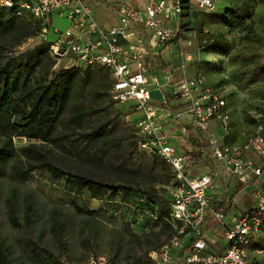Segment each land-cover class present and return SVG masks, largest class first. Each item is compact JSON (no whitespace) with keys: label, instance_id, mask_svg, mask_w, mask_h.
Returning <instances> with one entry per match:
<instances>
[{"label":"rangeland","instance_id":"rangeland-1","mask_svg":"<svg viewBox=\"0 0 264 264\" xmlns=\"http://www.w3.org/2000/svg\"><path fill=\"white\" fill-rule=\"evenodd\" d=\"M231 8L239 9L244 17L250 14L243 11L241 0ZM219 12L222 11L217 15ZM251 13L260 40L247 41V35L230 32L215 24L211 16L194 9L189 20L183 18L185 23L191 21L197 32L194 46L172 45L164 55L172 59L181 48L189 51L194 62L188 69L180 67L175 83L203 73L207 78L212 76L216 85H227L228 94H232L230 106L245 120L247 128L258 123L264 100V79L249 74L264 64V59H260L264 58V4ZM96 14L105 26L113 22L104 21L98 9ZM181 23L172 21L166 25L173 28ZM69 27L68 21L54 17L52 28L65 32ZM200 28L228 42L233 48L231 54L207 52ZM49 38L56 37L51 32ZM18 40L14 32L0 33L3 51L0 62L14 57L25 61L39 43L35 38L18 45ZM177 59V66L185 63L181 56ZM46 63L40 80H53L60 70L70 69L67 60L51 59ZM71 74H76V83L52 141L12 138L16 157L0 175V248L8 264H78L90 255L109 256L112 264H153L151 252L160 250L170 240L169 234H160L163 226L170 224L168 217L160 215L169 201L165 189L171 182L169 168L159 157L139 149L135 129L138 116L130 105L113 100V78L109 71L73 69ZM155 104L161 106L156 101ZM76 108L83 114L80 126L71 121ZM99 127H105L104 138L96 142L83 138V134ZM8 142L9 135L0 132V147ZM28 146H33L37 154L25 155L22 148ZM43 163L63 170L68 176L55 179L48 170L37 169L22 180L16 172L17 168L27 170L30 165ZM77 175L114 185L117 191H107L94 199L88 189L79 187L71 177ZM141 195L147 198L145 204L139 205ZM263 255H250L247 264H264Z\"/></svg>","mask_w":264,"mask_h":264},{"label":"built area","instance_id":"built-area-1","mask_svg":"<svg viewBox=\"0 0 264 264\" xmlns=\"http://www.w3.org/2000/svg\"><path fill=\"white\" fill-rule=\"evenodd\" d=\"M108 1L0 0V8L15 10L18 16L29 14L33 26L39 28L36 38L46 43L54 60H67L70 69L109 71L113 78V100L130 105L131 111L138 116L135 129L139 149L159 157L170 168L172 182L165 187L171 209L167 221L177 234L160 250L151 252L153 264H173V253L184 249L185 239H190L191 244L190 251L184 254L183 264H246L247 248L264 230V188H254L255 207L245 211L225 230V251H208L204 231L207 216L211 215L223 226L227 220L223 211L212 208V196L218 192L214 176L219 172L196 173L174 142L188 136L189 126L199 129L207 135L203 151L209 150L213 161L222 164L239 184L248 187L255 183L254 178L264 177V168L249 156L253 153L264 163V113L259 116L261 120L255 133H242L245 140L242 145L230 143L232 129L227 87L208 85L204 74L185 78L177 86H172V72L150 80L146 61L156 51L162 52L172 44L194 46L196 31L166 25L172 21L182 22L184 2L192 10L215 16L224 4H234L238 0H141L142 6L122 0L116 8L117 23L106 27L99 21L96 10ZM55 16L70 23L65 32L52 28ZM51 32L56 37L54 40L49 38ZM203 33L209 34L208 31ZM179 56L185 60L182 69L193 61V55L182 48ZM161 80L164 84H159ZM165 87H173L171 98H164L162 107H158L154 104L153 90ZM170 124L177 125V130L168 132ZM112 263L109 256L90 255L78 264Z\"/></svg>","mask_w":264,"mask_h":264},{"label":"trees","instance_id":"trees-1","mask_svg":"<svg viewBox=\"0 0 264 264\" xmlns=\"http://www.w3.org/2000/svg\"><path fill=\"white\" fill-rule=\"evenodd\" d=\"M241 2L243 11L250 12L247 17L242 16L239 9L234 8H226L220 15L208 16H211L215 24L224 27L230 32H239L247 35V41L252 39L260 40L251 22V12L259 4H264V0H241ZM184 3L186 5L184 6L183 18L189 20V16L193 10L187 2ZM180 27L184 30L196 31L192 28L191 21L185 23L182 20ZM38 30V26H33L29 14L24 13L22 16H18L15 10L0 8V33L14 32L19 38L18 45L27 40L35 39ZM200 31L203 35L201 37L202 42L206 41L205 50L207 52L221 56H229L231 54L233 48L228 42L220 41L214 36L204 34L201 28ZM2 53L3 51L0 50V55ZM51 59L56 62L49 54L46 43L39 40V43L29 52V57L25 61L14 57L5 63L0 62V132L9 135V142L0 147V175L5 165L16 157V148L12 142L14 136L42 142H50L55 137L57 125L65 112V105L76 83L77 76L76 74H71L73 69H63L55 75L53 80H45L47 78L40 80L41 73L47 67L46 61ZM260 59H264L263 56H260ZM166 65V62H163L162 66ZM50 68L51 66L48 70ZM48 70L46 71V75H49ZM74 70L93 71L83 68ZM249 74L259 80L264 79V64L256 69H252L249 71ZM75 111L71 121L74 125L80 126L83 114L77 108ZM262 113H264V110ZM82 136L89 142L99 141L106 136L105 127H99L95 131L83 134ZM191 142L195 149L203 145L200 139H196L193 135L191 136ZM22 151L25 155L37 154L33 146L22 148ZM185 156L193 161L201 160L203 152L201 150H185ZM37 169L48 170L53 174L55 179L68 176L63 170L48 163H43L41 166L30 165L27 170L17 168L16 172L22 180H27L28 175ZM169 172L171 173L170 168ZM71 177L79 187L88 189L94 199L101 198L107 191H117L114 185L103 181L94 180L86 176L77 175ZM146 198L147 195H141L139 205L145 204ZM168 200V205L164 206L160 211L161 218H169L170 216L169 197ZM216 208L224 210L225 213L227 211L223 206H216ZM160 234H169L168 238L172 239L176 236L177 232L172 224H165ZM0 264H8V259L1 248Z\"/></svg>","mask_w":264,"mask_h":264},{"label":"crops","instance_id":"crops-1","mask_svg":"<svg viewBox=\"0 0 264 264\" xmlns=\"http://www.w3.org/2000/svg\"><path fill=\"white\" fill-rule=\"evenodd\" d=\"M121 1L122 0H109L106 4L103 5L101 9H99V11L101 12V15L103 16L104 21L105 20L107 21L109 19H112L113 21L111 25L106 26V27L113 26L117 23L118 18H117L116 8L118 6V3ZM124 1L133 3L135 5H139V6L143 5L141 0H124ZM232 6L233 4H230V5L224 4L222 7H220V9L223 11L224 9L231 8ZM172 45H176V44H172ZM172 45H169V47ZM169 47L163 50L162 52H158L159 50L156 51L153 57H148L146 59L149 65V68H150V80L157 79V77L160 78L166 72H172L173 73L172 86H177L179 82L185 78L191 79L198 74H203V73H198L191 77L190 76L184 77L179 82L175 83V76L181 71V68H180L181 65L177 66V62H178L177 58H180V56H179V53L176 52V54L174 53L175 54L174 58L172 59L166 58L164 55L169 50ZM202 55L203 57H205L204 53ZM163 62H166L167 68L166 66L165 67L162 66ZM193 62L188 63L185 69H188ZM189 75H191V73ZM211 77L212 76H209V78L206 77L207 84L212 87H221V85L219 86L216 85L214 82L215 80H213V78ZM161 83L164 84L162 80L159 82V84ZM222 86L227 87V85H222ZM154 87L155 85H153V88ZM172 88L165 87L162 90L152 89L154 104L156 101L158 104L161 105V106L159 105L157 106L162 107V102L164 98H168V99L171 98ZM230 91H233V88H231ZM230 95L232 94L230 93ZM230 112H231L232 136L229 142L242 145L245 142L244 138L242 137V133L245 131L249 133H255L257 124H253L252 126H249V128H247L246 126L248 124H245V120L241 119L238 113L236 112V110H233L231 106H230ZM257 121H259V117ZM168 126H169L167 129L168 132H171L172 130H177V125L175 124H170ZM216 133L219 135L220 131H217ZM192 135L196 139L198 140L200 139L201 143L203 144L201 145L200 148L195 149L194 146L192 145V142H191ZM174 143L180 146V149L184 155H185V150H190V151L192 150L200 151L201 150V152H203V156L201 160L193 161L187 158L190 164H192L193 167L195 168L196 173H205L207 171H214V170H218L219 172L218 175L214 176V181L218 186V192L214 193L212 196V208L215 210H220L224 212V210L216 208V206L218 207L223 206V208L227 210L226 213L224 212L227 215V220L225 222V226H223L219 224L217 221H215V219L211 215H209L207 216L206 221H205L204 231H205V235L208 241V251L215 252V253H223L226 247V240L224 237L225 230L229 226H231L245 211L251 210L255 207L254 188L256 186H261L264 188V177L261 178L260 180L257 178H254L255 183H253L251 186H248V187H244L241 184H239L236 177L226 172L222 164H218L217 162L211 159L209 155V150L203 151V149L207 145V135L193 126H189L188 136L183 137L181 141H176ZM249 156L250 158L254 160L256 165L264 168V163L261 160H259L253 153H250ZM190 244H191L190 239H185L184 249L174 251L173 264H183L184 254L187 251H190V248H188ZM252 254L253 255L255 254L256 257H258L257 255L264 254V230L258 235V237L247 248L246 264L248 261V257ZM262 257L264 259V255Z\"/></svg>","mask_w":264,"mask_h":264}]
</instances>
